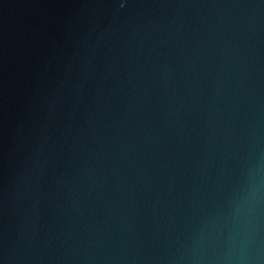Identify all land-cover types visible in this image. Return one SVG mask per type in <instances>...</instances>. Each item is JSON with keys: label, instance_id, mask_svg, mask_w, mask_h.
Returning <instances> with one entry per match:
<instances>
[{"label": "water", "instance_id": "1", "mask_svg": "<svg viewBox=\"0 0 264 264\" xmlns=\"http://www.w3.org/2000/svg\"><path fill=\"white\" fill-rule=\"evenodd\" d=\"M0 264H264V0H0Z\"/></svg>", "mask_w": 264, "mask_h": 264}]
</instances>
